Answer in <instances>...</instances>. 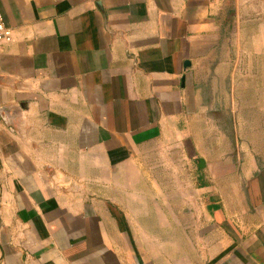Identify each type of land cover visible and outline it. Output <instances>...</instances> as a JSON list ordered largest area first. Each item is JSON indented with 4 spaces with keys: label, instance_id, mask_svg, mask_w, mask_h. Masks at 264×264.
Here are the masks:
<instances>
[{
    "label": "crops",
    "instance_id": "1",
    "mask_svg": "<svg viewBox=\"0 0 264 264\" xmlns=\"http://www.w3.org/2000/svg\"><path fill=\"white\" fill-rule=\"evenodd\" d=\"M220 5L0 0V264H264V52L227 63ZM172 146L203 161L202 211L147 244L114 191ZM76 173L107 195L65 192Z\"/></svg>",
    "mask_w": 264,
    "mask_h": 264
},
{
    "label": "rangeland",
    "instance_id": "2",
    "mask_svg": "<svg viewBox=\"0 0 264 264\" xmlns=\"http://www.w3.org/2000/svg\"><path fill=\"white\" fill-rule=\"evenodd\" d=\"M218 23L223 39L221 52L226 55L227 63L233 67L236 55L241 53L238 63L242 68H250L251 64L256 67V62H250L249 53L264 52V0H221ZM250 37H256L258 45H252ZM257 68L264 69V58L257 61ZM183 150L184 147L172 146L147 151L146 157L140 158L141 166L145 167L143 173L129 174L134 187L114 191L116 199L129 210L138 238L147 244L154 239L168 242L175 238L176 233L180 234L175 227L176 213L179 217L181 214L202 211L200 204H186V198L196 197L195 186L198 185L200 169L197 166L198 158L189 157ZM80 176L76 173L75 180L64 179V191L77 196L91 193L107 195L106 189L92 190L84 185ZM118 179L122 180L121 176ZM159 213L166 220H159ZM181 219L184 224L185 218Z\"/></svg>",
    "mask_w": 264,
    "mask_h": 264
},
{
    "label": "built area",
    "instance_id": "3",
    "mask_svg": "<svg viewBox=\"0 0 264 264\" xmlns=\"http://www.w3.org/2000/svg\"><path fill=\"white\" fill-rule=\"evenodd\" d=\"M12 41V31L8 28L0 13V44Z\"/></svg>",
    "mask_w": 264,
    "mask_h": 264
},
{
    "label": "water",
    "instance_id": "4",
    "mask_svg": "<svg viewBox=\"0 0 264 264\" xmlns=\"http://www.w3.org/2000/svg\"><path fill=\"white\" fill-rule=\"evenodd\" d=\"M198 168H200V169L203 168V161L201 159L198 162Z\"/></svg>",
    "mask_w": 264,
    "mask_h": 264
}]
</instances>
